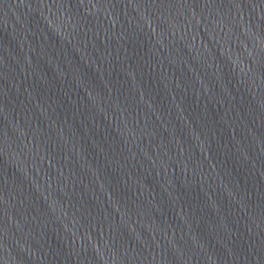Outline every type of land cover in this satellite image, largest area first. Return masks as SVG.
<instances>
[{
	"label": "water",
	"instance_id": "water-1",
	"mask_svg": "<svg viewBox=\"0 0 264 264\" xmlns=\"http://www.w3.org/2000/svg\"><path fill=\"white\" fill-rule=\"evenodd\" d=\"M0 264H264V0H0Z\"/></svg>",
	"mask_w": 264,
	"mask_h": 264
}]
</instances>
